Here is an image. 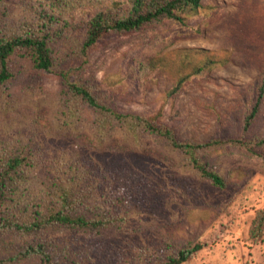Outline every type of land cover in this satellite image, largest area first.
<instances>
[{
  "label": "trees",
  "instance_id": "1",
  "mask_svg": "<svg viewBox=\"0 0 264 264\" xmlns=\"http://www.w3.org/2000/svg\"><path fill=\"white\" fill-rule=\"evenodd\" d=\"M200 7L201 0H0V264H182L202 248L153 227V216L204 195L179 176L151 172L148 158L190 172L227 199L242 179L210 154L235 146L264 164V134L247 135L264 105V69L239 133L206 140L182 139L156 116L119 110L96 85L72 78L110 37L185 24ZM163 63L149 57L136 73L153 77ZM213 63L179 74L170 93ZM44 73L60 83L50 113L37 81ZM20 94L32 98L23 105ZM263 232L264 209L249 235Z\"/></svg>",
  "mask_w": 264,
  "mask_h": 264
},
{
  "label": "rangeland",
  "instance_id": "2",
  "mask_svg": "<svg viewBox=\"0 0 264 264\" xmlns=\"http://www.w3.org/2000/svg\"><path fill=\"white\" fill-rule=\"evenodd\" d=\"M11 1L20 5L24 0ZM149 57L164 63L161 72L145 78L143 71L136 73V66ZM207 58L214 63L204 75L191 77L170 93L179 74H190ZM263 69L264 0H201L198 12L185 24L164 21L110 37L72 78L96 85L119 110L156 116L174 127L182 139L206 140L239 133L252 84ZM37 81L43 85L44 107L50 113L59 80L44 73ZM20 96L23 105L32 98ZM261 134L264 105L247 135ZM148 159L151 172L179 176L204 195L199 201L172 205L170 216L152 217L153 227L202 244L182 264H264V232L256 240L249 235L252 219L264 209V164L260 159L235 146L210 154V160L229 171L233 180L242 179L227 199L190 172Z\"/></svg>",
  "mask_w": 264,
  "mask_h": 264
}]
</instances>
